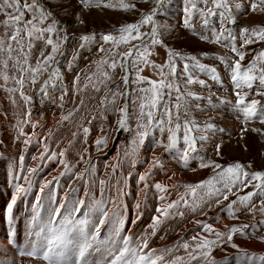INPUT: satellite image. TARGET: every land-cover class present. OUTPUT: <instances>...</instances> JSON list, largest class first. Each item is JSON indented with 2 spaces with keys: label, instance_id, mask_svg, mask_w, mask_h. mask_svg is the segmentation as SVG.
<instances>
[{
  "label": "rangeland",
  "instance_id": "374dc122",
  "mask_svg": "<svg viewBox=\"0 0 264 264\" xmlns=\"http://www.w3.org/2000/svg\"><path fill=\"white\" fill-rule=\"evenodd\" d=\"M24 3L25 0H20L21 10H23ZM27 3H32V0H27ZM37 3L45 9L46 13H51L49 19L40 26L46 28L53 20L59 26L58 36L53 35L52 37L54 42L59 40V52L52 66H58L62 80L56 81L55 88H52L50 83L48 93L44 95L40 91L41 85L48 79L52 69L49 68L48 71L42 72L35 85L27 83L23 89L25 95L30 97L28 101L21 97L19 91L13 93L6 90L19 89L16 80L21 77V68L35 67L38 59H42L40 53L43 51L44 55H47L51 52V46L46 44L48 34L45 33V39L34 41V46L29 50L28 38L24 32H21L18 39L22 44L11 41L12 51L9 53L7 51L9 38L15 31V27L6 26L4 22L7 19L5 13L13 10L6 8L4 13H0V40L5 42V50L0 51V74H6L9 77L5 83L0 75V122L8 130L2 141L3 145H1L4 157L1 162L2 166H0V180H2L0 181V264H47L40 258L20 253L31 250L34 241L29 237L39 231L40 220L49 216L48 212L51 208L66 200L63 214L67 215L77 199L84 198L86 185L84 181L77 180L76 176L85 171L86 164L89 162L94 166L95 172L93 174L89 170V175L86 177L89 180L88 196L86 207L82 209L79 219H84L85 215L91 212L93 203L101 199L105 201L110 215L113 201H115L116 219L106 221L101 227L99 237L93 247L94 252L89 251L86 254L87 264H100L101 260L106 261L109 258L110 251H118L119 247L123 246V237L127 235V231L137 219L139 221L132 235H127L130 238V246L140 248L146 241L147 248H144V252L157 250V255L164 256L162 264H173L177 256L183 257L187 262L189 257L182 247L183 243H188L190 248H194L200 237L215 239L213 235L204 231L202 226L196 223L197 221L207 223L221 232L227 230L225 226L229 228L243 224L253 226L245 230L248 233L246 236L236 234L232 243L237 244L247 253L264 255V240L261 239L264 238V224H258L259 221L264 220V212L259 211L260 200L264 197H253L252 203L257 206V210L252 213L237 203L235 207L239 209L236 212L238 219H232L227 210V205L231 201L253 191L252 186L244 188L237 185L233 188L234 194H229L228 200H223V194H221L218 198L223 202L219 206L216 205L217 197L208 199L206 196L207 202L198 207L196 211L180 206L173 211L170 217L160 218L161 223L155 229L150 227L153 216L158 215L157 206L164 207L168 202L177 200L187 191L184 185H197L201 181L215 177L220 170L215 169L214 164L226 167L239 162L249 173L264 171V123H261L259 118L245 122L241 113L234 108L237 99L234 93L237 90L231 81L229 68L215 58L224 57L229 65L239 60V57L232 51L233 44L230 39H223L220 43L211 42L214 39L212 29L215 28L217 32L221 30L219 10L217 15L210 18L207 28L203 26L204 17L199 12L193 15L192 27H185V9L191 7L188 0H164L154 17L156 24L161 26L159 31L163 44L151 47L152 55L148 57L150 61L157 65L164 64L168 59V50L171 49L182 56H196L201 63L214 67L220 78L213 80L199 69H193V76L198 80H204L206 86L201 87L198 83L188 85L183 70V61L177 60L182 91H192L204 97L202 100L188 98V114H182L181 121L189 119L197 121L201 127L194 135L208 137L207 141H197L198 151L190 154L188 160L185 161L181 159L185 148L182 140L178 145L179 150L172 151H166L165 147L158 143V141L167 143V131L161 133L157 129L143 145L138 143L137 125L141 120L147 123L146 116L140 117V104L147 102L143 99L146 95L150 96V93L146 94L139 89L149 88L147 80H158L159 77L151 66L142 65L143 71L139 75L146 78L145 82H134L137 72L133 70L129 83L125 85L122 82V77L125 75L122 68L118 65L113 70L109 64L113 59L120 60L119 53H126L129 47L138 44L139 41L133 40L129 44H120L116 48L117 55L109 58L108 63L99 69L97 68V62L107 56V52L98 51L101 45L103 44L106 50L113 47L111 43L104 44L101 34L111 33L118 37L120 35L118 30L121 26L137 23L142 14L150 13L153 8L157 7L156 0H90L87 6L81 0H37ZM253 3L256 4L255 10H252ZM122 4L135 5V7L124 9ZM237 4L240 5L239 10H236ZM229 6L233 9L232 17L235 23L226 20L224 27L229 29L231 35L235 37V47L245 53L240 64L242 68H246L258 53L264 51V40L253 38L252 43L245 44L241 31L244 28L264 27V4L260 0H230ZM211 7V0H208L207 6L203 0L197 3L198 9L206 11ZM31 19L32 14L24 12V21ZM19 27H24L23 22L19 24ZM193 28L195 34L192 31ZM140 31L150 33L151 25L142 26ZM93 33L96 34L94 41L81 50L80 37ZM65 34L68 37L67 43L60 39ZM227 35L228 33H225L226 37ZM201 36H207L208 39L202 40ZM144 39L150 44L149 36H145ZM201 53H206L207 56H201ZM25 55L28 56L27 64L24 63ZM74 57L78 58L73 59ZM70 62L71 67H69ZM78 73L80 74L79 82L74 87L73 81ZM104 73H107V78ZM31 75V72L24 73L26 81L30 80ZM89 77L92 79L89 80ZM259 87L257 81L252 89L244 87L239 91L241 95L247 94L248 100L255 98L264 105V97L256 95ZM65 90H67V95H64ZM110 90L125 93V95L112 97L109 94ZM62 95H64L63 106L60 101ZM175 95L176 93L173 92L172 104L175 103ZM106 96L108 103L102 104V98ZM209 98H211V106L208 103ZM221 99L229 103L221 104ZM163 100L164 102L158 105L157 119L160 118L169 101L167 94ZM122 107H127L130 130H119L118 121ZM144 111L147 112L148 109L145 108ZM172 111L175 115L176 110L173 108ZM70 112L71 116L62 121L61 117L68 116ZM164 119L166 121L167 117ZM49 122L51 125L48 127ZM205 123H212L215 128L205 130L203 127ZM33 124L36 125L35 128ZM81 126L90 130L87 135L83 133ZM21 127L24 135L20 134ZM165 128H167V123H165ZM253 129L260 131H253ZM36 132L39 133V138H36ZM74 132L79 133L75 138L73 137ZM29 135H31V142L25 144ZM182 135L183 130L181 129L180 136ZM101 138H106V142L98 149L95 141ZM217 145H220L219 153ZM45 147L48 148V153L42 159ZM85 149H87V155L84 154ZM133 149H136L134 154ZM62 151L65 153L63 159L70 165L67 171L61 164L59 154ZM52 153H56L55 159L51 158ZM82 155L84 156L83 162L80 161ZM21 157H23L22 162ZM157 158L165 169L170 167L172 174H178L171 183L168 177L159 173L161 170L164 171V167L159 169L153 166L152 162ZM133 160H135V166H133ZM189 160L191 161L188 162ZM208 161L214 162L213 166L200 167L202 163L206 164ZM113 166H115V172H113ZM155 168L160 171H155ZM33 169L35 171H31ZM129 173H131L130 177ZM140 175H147V180L140 182ZM17 176L20 177L19 180L15 178ZM57 179L60 180V188L57 193H53ZM100 180L106 181L103 192H101ZM17 183L25 189H29V183L31 187L27 192L16 194L14 191ZM156 183L167 187L168 191L163 193L166 200L158 199L159 192L154 187ZM45 184L47 186L41 191ZM72 187L74 188L69 191ZM140 190L144 196V205L142 211H137V198ZM197 191L198 195L204 196L207 189ZM14 194L18 198L13 206L11 218H9L6 208ZM53 198L57 205L52 203ZM188 199L191 202V195ZM178 212H183L184 215L180 216ZM34 217H36L35 221ZM88 219L92 221L89 230L95 231V227L99 225V214L88 215ZM119 219H123L124 224L117 237L115 229L121 227L118 223ZM170 226L176 227V230L167 232ZM12 230L15 231L14 240L18 242V245L11 246L10 241L6 239L8 232ZM28 233L31 235L28 236ZM193 237H196V240H193ZM110 241L114 243H109ZM212 248L214 250L210 254V259L217 261V264H222L226 257L228 264H237L236 257L241 255L226 240L213 245ZM166 249H171V251L167 252ZM103 257L105 258L102 259ZM192 264H206V262L200 260L199 262L193 261ZM241 264H247V261L243 260Z\"/></svg>",
  "mask_w": 264,
  "mask_h": 264
},
{
  "label": "snow or ice",
  "instance_id": "6c2138e0",
  "mask_svg": "<svg viewBox=\"0 0 264 264\" xmlns=\"http://www.w3.org/2000/svg\"><path fill=\"white\" fill-rule=\"evenodd\" d=\"M86 6L90 2V0H81ZM199 0H188V3L191 4L190 8L185 9L186 19L184 20V25L186 28H191V20L193 18L194 13L199 12V14L204 17L203 26L207 28L210 23V18L217 15L219 10V16L221 19V30L217 32L215 28L212 29L214 39L211 42L220 43L223 39H230L232 41L233 53L239 57V60L234 61L231 65L228 64L227 60L224 57H215L219 59L222 63L225 64L230 71V78L234 85L235 95L237 97L234 108L241 113L245 122L259 118L261 123H264V105L261 104V101L258 99H247V94L241 95L239 89L244 87L248 89H252L256 82L259 83V89L257 90L256 95L264 97V51L258 53L257 57L254 58L252 62L246 68H242L240 61H242L245 57V53L239 51L234 44L235 37L231 35L229 29L224 27L225 21L227 20L230 23H235V19L232 17L233 9L229 6L230 0H211L212 7L205 9H198L197 3ZM204 4L207 6L208 0H203ZM262 4H264V0H260ZM164 3V0H156L157 7L153 8L150 13L142 14L141 19L134 24L123 25L119 28L120 35L118 37L113 36L111 33H102L101 37L104 44L111 43L113 45L110 49H105L103 44L98 49L99 52H107V56L102 58L99 62H97V68L99 69L104 64L108 63L109 58L117 55L116 48L120 44H129L133 40L139 41L138 44H134L129 47L126 53H119L121 59L115 60L109 64V67L113 70L119 65L124 71L125 75L122 77V82L127 85L129 83V79L131 76V72L135 70L137 72V76L134 82L143 83L146 78L139 75L140 72L143 71V66H151L158 75V80H147V83L150 85L149 88H141L139 91L144 92L146 94L150 93V96L146 95L143 99L147 102H142L140 104V117H147V123L141 122L138 123L137 128V137L139 145H143L146 139L152 135L155 130H159L161 133L167 131V143L164 144L163 141H158L159 144L165 147L166 151H172L174 149H178L179 143L182 142L185 145V148L182 151L181 159L187 160L190 154H194L198 151L197 141H207L208 137L206 135L195 136L194 133L200 130V124L195 120H183L181 121V115H187L189 110L188 98H192L193 100H202L204 97L199 96L195 92L192 91H182V87L179 83V75H178V65L177 60L183 61V70L184 74L187 77V84L192 85L198 83L201 87L206 86V82L204 80H198L192 74L193 69H199L202 73L209 75L210 79L219 80V75L217 70L214 67L205 65L201 63L196 56H182L180 53L175 52L171 49L168 50V59L162 65H157L154 62L148 59L149 56L152 55L151 47L155 45L163 44V40L161 39L160 27L156 24L154 17L158 13L159 6ZM110 6V5H105ZM134 8L135 5L122 4V8ZM12 9L13 11L10 13H5L7 19L5 20L6 26L15 27V31L12 36L9 38V44L7 47V51L11 53V41H15L17 44H22L21 40L18 39L20 37L21 32H24L28 38L29 50L34 46V41L36 40H44L45 33H47L46 44L51 46V52L47 55H44L42 51L40 56L42 59H38L35 67L28 66L26 68H21V77L16 80V83L19 85V89L12 88L6 89L9 92L19 91L21 97L28 101L30 97L26 96L23 89L26 87L27 83H31L35 85L39 75L42 72L48 71L49 68L52 70L49 72L48 79L43 82L41 85L40 91L47 95L49 84L51 83V87H56V81L62 80V76L60 74L59 68L53 67L52 64L56 59V55L59 52V40L54 42L52 37L53 35L58 36L59 26L58 23L53 20L51 24H49L46 28L41 27L46 20L49 19L51 13H46L45 9L37 3V0H32V3H27L25 0L23 10L20 8V0H0V13H4L5 9ZM240 5H236V10H239ZM256 9V4H252V10ZM24 12H29L32 14V19L28 21H24ZM23 22L24 27L20 28L19 24ZM151 25L150 33H143L140 31L142 26ZM195 34V29H192ZM225 33H228L227 37ZM95 33L91 35H82L80 37L81 44L80 49H84L86 46L91 44L94 41ZM145 36H149L151 38L150 44L145 41ZM241 36L244 38V43H252L253 38L256 40H264V27H254L252 29L244 28L241 31ZM202 40H207V36H201ZM64 43H67L68 37L65 34L62 38ZM3 40H0V51H4ZM227 46V45H225ZM62 54V53H61ZM201 56H207L206 53H201ZM78 57H74L76 59ZM28 56L25 55L24 63L27 64ZM6 63V62H5ZM69 67H71V62L69 63ZM25 72H31L30 80L26 81L24 77ZM3 77L4 82L6 83L9 77L6 74H0ZM107 78V73H104ZM78 73L76 78L73 81L74 87L79 82ZM89 80L92 77L88 78ZM222 82V81H221ZM175 92L176 95L174 97L175 103L172 104L171 101L173 99L172 93ZM112 97L116 95H125V93L113 92L110 90L109 93ZM168 95L169 101L166 103V107L160 116L159 119L156 118L158 112V105L164 102L163 98L165 95ZM64 95H67V90L64 91ZM64 95L60 97L61 106H63ZM102 104L108 103V97L102 98ZM208 103L211 106V98L208 99ZM221 104L229 103L223 99L220 100ZM147 108L148 111L145 112L144 109ZM175 109V115L173 114L172 109ZM203 110V109H200ZM127 107H122L120 109V119L119 130H130L128 128V115H127ZM71 112L68 116H62L61 120H66L71 116ZM164 117H167L165 121ZM175 120V124L173 121ZM165 123H167V128H165ZM36 125L33 124V128ZM82 127V126H81ZM205 130H212L215 128V125L212 123H205L203 125ZM139 129H143L142 131ZM181 129L183 130L182 137L180 136ZM246 130V129H245ZM82 131L85 135L90 131L88 128H83ZM253 131L259 132V129H253ZM20 134L24 135L23 128H20ZM79 133L74 132L73 137L75 138ZM31 142V137L25 140V144ZM106 142V138H101L95 141L98 149L101 144ZM136 143V141H134ZM220 145H217V152L219 153ZM136 149H133V154ZM48 153V148L45 147L44 153L41 158L43 159L44 155ZM85 155H87V149H85ZM61 164L64 165L65 170L67 171L70 168V165L63 159L65 153L62 151L60 154ZM52 159L56 158V153H52ZM21 162L23 161V157L20 158ZM80 161H84V156L80 157ZM153 166L159 167L162 166L160 160L154 159L152 162ZM214 162L208 161V163H202L200 167H209L213 166ZM133 166H135V160H133ZM250 167V165H249ZM215 169H219L220 171L216 174L215 177H210L208 180L201 181L197 185L187 184L184 187L187 191L179 196V198L175 201L168 202L166 206L160 207L157 206L156 213L158 215L153 216L152 225L150 227H155L161 223L160 217L163 216L165 218L170 217L173 214V211L178 209L180 206L185 208H191L192 211H196L198 207H201L203 203H206L205 196L208 199L212 197H217L216 205L219 206L223 201L218 197L223 194V200H228L229 194L233 193V188L240 185L244 188L252 186L253 191L248 192L246 195L238 196L236 200L231 201L227 205V210L232 219H238L236 216V212L239 211L238 208L235 207L237 203L244 208H247L249 213L257 210V206L252 203L253 197L260 196L264 197V171H256L253 173H249L245 170L244 166L236 162L234 164H230L226 167L221 166L219 164H214ZM89 170L94 174L95 169L94 166L89 162L86 164V168L84 172H81L76 176L77 180L84 181L86 185V191L84 194V198H78L73 207L68 210L67 215H64V209L66 207L67 201L61 203L50 209L48 219L46 221L40 220L38 227L39 231L35 233L38 237V241L32 244L31 250H26L25 252L20 253L21 255H27L29 257L34 258H42L47 264H87L86 254L89 253L91 249L95 246L96 240L99 237L100 229L105 224L106 221H111L116 219V210H115V201H113V208L110 212L107 208V205L103 199L96 200L92 207L91 212L85 215L84 219H79L81 216L82 209L86 207V200L88 196L87 185L89 184V180L86 179L89 175ZM35 171V169L31 170ZM113 172H115V166H113ZM64 173H62L63 175ZM131 173H129V177ZM19 180V176L15 177ZM147 175H140L139 181L145 182L147 180ZM255 182V183H253ZM127 183V180H125ZM106 184L105 180H100L101 192L104 190V185ZM222 185V187H220ZM47 184L42 186L41 191H43V187H46ZM31 184L29 183V189ZM147 188V184H145ZM155 189L161 193L158 197L159 200H166V196L163 193L168 191L166 186H162L160 183H156L154 185ZM175 187V186H173ZM29 189H25L21 187L19 183L16 184L15 193H24ZM198 189H207L204 196L198 195ZM71 191V188L70 190ZM14 194L11 202L7 207V214L9 218H11V213L13 211V206L15 205L18 196ZM119 194V190H118ZM191 195V202L188 199V196ZM52 203L55 204V198H53ZM251 205V206H250ZM140 205H137L139 208ZM259 211L264 212V199L260 200ZM99 214L100 220L99 225L95 227V231H90L89 227L92 224V221L88 219V215H96ZM180 216H183V212L177 213ZM206 214V213H205ZM39 215V214H37ZM36 217H34V221ZM119 225L122 227L124 224L123 219L118 220ZM197 224L202 226V229L215 237V239H208L205 237H200L199 242L196 243L194 248H190L188 243H183L182 247L185 252L188 253V261L185 262L183 257L177 256L173 261V264H192L193 261L199 262L200 260H204L206 264H217V261L214 259H210V254L214 250L212 248L213 245L219 244L221 241L226 240L233 249H236L241 253L236 257L237 264H241V261L246 260L247 264H264V255H259L257 253H247L246 250L240 249L239 246L235 243H232L234 236L236 234H240L242 236L248 235L245 231L253 226L248 224L243 225H233L230 228L226 227L225 232H221L219 230L214 229L211 225L197 221ZM258 224H264V220L259 221ZM120 227L115 229V235L118 237L120 234ZM264 240V238H261ZM193 240H196V237H193ZM130 238L128 236L123 237V246L119 247L118 251L113 250L109 252V258L105 261V264H162L164 260L163 255H157V250H151L147 253L144 252V248H147V242L143 243V247L133 248L130 246ZM109 243H114L110 241ZM222 246V244L220 245ZM165 251L170 252L171 249H166ZM222 264H228L227 257L222 262Z\"/></svg>",
  "mask_w": 264,
  "mask_h": 264
},
{
  "label": "bare ground",
  "instance_id": "6f19581e",
  "mask_svg": "<svg viewBox=\"0 0 264 264\" xmlns=\"http://www.w3.org/2000/svg\"><path fill=\"white\" fill-rule=\"evenodd\" d=\"M35 116V115H34ZM37 117V116H36ZM30 119H31V117H30ZM34 118H32V120H33ZM31 120V121H32ZM4 121V120H3ZM6 122V121H5ZM45 122V121H44ZM9 124L11 125V121L9 122ZM51 125V122H49L48 123V127ZM45 126H46V124H45ZM51 128V127H50ZM38 129V128H37ZM36 129V130H37ZM39 131V130H38ZM8 132V130H7V128H6V126L4 125V124H2L1 122H0V166H2L1 165V162H2V158L4 157V154H2V150H3V148H2V146L1 145H3V139L5 138V135H6V133ZM37 133V132H36ZM34 134V133H33ZM8 135V134H7ZM31 135H29L28 136V138L30 137ZM36 138H39V133H37L36 134ZM34 138H35V136H34ZM33 140V139H32ZM4 147V146H3ZM30 147V146H29ZM28 148V147H27ZM5 149V148H4ZM42 151V150H41ZM5 153V152H4ZM7 156V155H6ZM11 157H13V156H11ZM39 157V156H38ZM188 160V159H187ZM49 161H50V159H49ZM162 165V164H161ZM160 167H164L163 165L162 166H159L158 168L160 169ZM33 168V167H32ZM158 168H155V171H160V170H158ZM1 169V168H0ZM171 168L169 167L168 169H165V167H164V171H160L159 173L160 174H164L165 175V177H168V180H169V182L171 183L172 182V180L174 179V177L176 176H178V174H172L171 173V170H170ZM10 172V171H9ZM8 172V173H9ZM19 172V171H18ZM29 173V172H28ZM27 173V174H28ZM192 174V173H191ZM194 174V173H193ZM32 175V174H31ZM9 176V175H8ZM27 176V175H26ZM28 176H29V174H28ZM27 176V177H28ZM182 177H185V176H182ZM2 179V178H1ZM0 181H2V180H0ZM165 181V180H164ZM1 183V182H0ZM24 183V182H23ZM174 183V182H173ZM23 187V186H22ZM9 189V188H8ZM11 191V190H10ZM15 192V191H14ZM12 195V194H11ZM158 196H160V193H159V195ZM63 198V197H62ZM144 196H143V194H142V192H141V190H140V192H139V195H138V198H137V204H139L140 205V207L139 208H137V211H139V210H143V205H144ZM5 205V204H4ZM8 205V204H7ZM160 207H161V205H159ZM7 209V208H6ZM1 211V210H0ZM128 212V211H127ZM6 213V212H5ZM4 214V213H3ZM3 216V215H2ZM163 216H161L160 218L161 219H163L162 218ZM138 219L136 220V222L133 224V225H131V227L129 228V231H127V235H132L131 233H133V229L136 227V225H137V223H138ZM174 230H176V227H174V226H170L169 227V230H167V232H169V231H174ZM177 232V234H179V232L178 231H176ZM165 233V232H164ZM126 235V236H127ZM162 244V243H161ZM160 244V245H161Z\"/></svg>",
  "mask_w": 264,
  "mask_h": 264
},
{
  "label": "crops",
  "instance_id": "0c3cea01",
  "mask_svg": "<svg viewBox=\"0 0 264 264\" xmlns=\"http://www.w3.org/2000/svg\"><path fill=\"white\" fill-rule=\"evenodd\" d=\"M191 160H189L188 162H190ZM59 181L60 180H58L57 179V181H55V186L53 187L54 189H53V193L55 192V193H57V190L60 188V186H59ZM74 187H72L71 188V190L73 189ZM56 189V190H55ZM61 189H62V187H61ZM63 190V189H62ZM52 191V190H51ZM51 191L49 192V193H51ZM65 198H66V196H65ZM64 203V202H63ZM56 205H57V203H56ZM48 214H49V212H48ZM45 217V216H44ZM48 218V217H47ZM47 218L45 217V218H43L44 220H47ZM31 235V233H28V236H30ZM30 238H32V241H36L37 240V237H36V235H33V236H30L29 237V239Z\"/></svg>",
  "mask_w": 264,
  "mask_h": 264
}]
</instances>
